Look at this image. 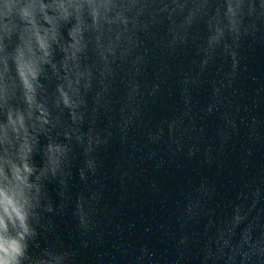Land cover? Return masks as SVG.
<instances>
[{"label":"water","instance_id":"95a60500","mask_svg":"<svg viewBox=\"0 0 264 264\" xmlns=\"http://www.w3.org/2000/svg\"><path fill=\"white\" fill-rule=\"evenodd\" d=\"M0 191L20 264H264V0H0Z\"/></svg>","mask_w":264,"mask_h":264},{"label":"clouds","instance_id":"9594fccd","mask_svg":"<svg viewBox=\"0 0 264 264\" xmlns=\"http://www.w3.org/2000/svg\"><path fill=\"white\" fill-rule=\"evenodd\" d=\"M6 7L10 6L6 5ZM22 78L25 86L31 90L27 78L23 77V74ZM62 95L64 96L65 107H69L67 95L63 93ZM17 221H19V226L23 232H26L25 216L21 207L10 195L0 191V264H20V260L23 258V248L20 243L24 239L23 232H17L15 237L9 234V225L15 229ZM148 260L149 257L136 258L129 254L126 264H145Z\"/></svg>","mask_w":264,"mask_h":264}]
</instances>
